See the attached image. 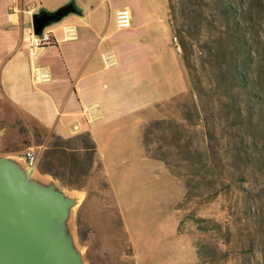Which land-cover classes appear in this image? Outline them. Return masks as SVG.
<instances>
[{
  "label": "rangeland",
  "instance_id": "rangeland-1",
  "mask_svg": "<svg viewBox=\"0 0 264 264\" xmlns=\"http://www.w3.org/2000/svg\"><path fill=\"white\" fill-rule=\"evenodd\" d=\"M134 7L165 20L188 81L143 128L153 159L127 156L104 178L88 135L64 141L6 99L0 156L31 148L39 171L84 187L71 264H264V91L252 86L264 77V0Z\"/></svg>",
  "mask_w": 264,
  "mask_h": 264
},
{
  "label": "crops",
  "instance_id": "crops-1",
  "mask_svg": "<svg viewBox=\"0 0 264 264\" xmlns=\"http://www.w3.org/2000/svg\"><path fill=\"white\" fill-rule=\"evenodd\" d=\"M139 0H0V99H6L64 141L88 135L93 143L91 172L98 168L104 178L119 169L127 156L147 154L146 126L158 107L188 87L182 59L166 40V22L141 18ZM73 10L45 27L57 43L28 52L37 13ZM129 7L132 27L119 29L115 13ZM75 24L78 38L66 39L64 27ZM161 28V33L159 30ZM117 63L109 66L105 55ZM43 67L50 79L35 81L33 67ZM138 125L135 137L126 130ZM8 179H23L27 190L62 198L65 214L48 221L46 233L59 247L79 255L76 206L85 197L84 187L67 189L53 176L29 166L19 155L0 156ZM33 171L30 175L27 174ZM108 181V179H107Z\"/></svg>",
  "mask_w": 264,
  "mask_h": 264
},
{
  "label": "water",
  "instance_id": "water-1",
  "mask_svg": "<svg viewBox=\"0 0 264 264\" xmlns=\"http://www.w3.org/2000/svg\"><path fill=\"white\" fill-rule=\"evenodd\" d=\"M67 6L56 12L37 13L35 33L71 12ZM62 198L30 192L23 179L7 178L0 167V264H71L78 261L51 240L48 221L65 214Z\"/></svg>",
  "mask_w": 264,
  "mask_h": 264
},
{
  "label": "built area",
  "instance_id": "built-area-1",
  "mask_svg": "<svg viewBox=\"0 0 264 264\" xmlns=\"http://www.w3.org/2000/svg\"><path fill=\"white\" fill-rule=\"evenodd\" d=\"M29 12L37 13L35 6H31L27 9ZM116 25L119 29H129L132 27L133 14L129 7H123L115 13ZM66 39L78 38V30L75 24H66L64 27ZM57 43L56 35L52 30H43L41 33H35L33 31L28 38V52L30 55H36V53L45 47L54 45ZM181 50V47H178ZM105 62L107 65L112 66L117 63L115 57L111 53L105 55ZM33 78L35 81H45L50 79V72L43 67L35 66L32 70ZM29 166H34L37 160L36 153L33 149L26 150L24 154Z\"/></svg>",
  "mask_w": 264,
  "mask_h": 264
},
{
  "label": "trees",
  "instance_id": "trees-1",
  "mask_svg": "<svg viewBox=\"0 0 264 264\" xmlns=\"http://www.w3.org/2000/svg\"><path fill=\"white\" fill-rule=\"evenodd\" d=\"M242 80L245 81L244 78H242ZM252 86H253V88H256V89H259V90L264 91V77L254 76L253 77V84H252Z\"/></svg>",
  "mask_w": 264,
  "mask_h": 264
},
{
  "label": "bare ground",
  "instance_id": "bare-ground-1",
  "mask_svg": "<svg viewBox=\"0 0 264 264\" xmlns=\"http://www.w3.org/2000/svg\"><path fill=\"white\" fill-rule=\"evenodd\" d=\"M31 173H33V171H32V170H30L29 172H27V174H29V175H30Z\"/></svg>",
  "mask_w": 264,
  "mask_h": 264
}]
</instances>
